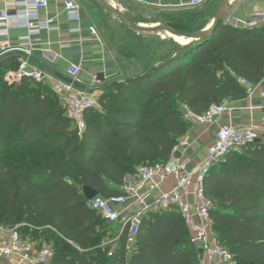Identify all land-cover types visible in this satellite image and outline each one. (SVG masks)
Here are the masks:
<instances>
[{
  "label": "trees",
  "instance_id": "1",
  "mask_svg": "<svg viewBox=\"0 0 264 264\" xmlns=\"http://www.w3.org/2000/svg\"><path fill=\"white\" fill-rule=\"evenodd\" d=\"M18 65L0 63V227H18L40 250L52 245L49 264H201L175 209L145 213L128 245L126 227L91 210L82 188L121 195L126 176L167 163L190 128L185 108L202 114L245 98L238 80L264 78V26L221 22L169 62L104 87L80 134L48 86L15 80ZM204 190L215 240L233 264H264V141L228 153Z\"/></svg>",
  "mask_w": 264,
  "mask_h": 264
},
{
  "label": "crops",
  "instance_id": "2",
  "mask_svg": "<svg viewBox=\"0 0 264 264\" xmlns=\"http://www.w3.org/2000/svg\"><path fill=\"white\" fill-rule=\"evenodd\" d=\"M19 0H0V11L15 9L11 3ZM142 27H156L165 24L181 33H195L208 29L214 19L220 0H205L197 7H189L190 0H107ZM79 21H69L64 11L63 0H47V7L38 10L41 22L53 20L58 27L53 31H42L37 43L26 47L21 41L26 36L23 29L9 30L7 37H0V44L8 42L10 49L2 53L4 67H16L22 59L42 69L47 76L66 78L65 73L72 64L79 65L80 80L87 84L93 77H102L96 90L141 76L145 70L174 55L177 44L167 33H138L124 27L113 15L98 6L104 19L101 25L89 16L80 5ZM17 9H21L17 7ZM223 23L245 29L264 26V0H230V7ZM90 29L96 33L91 35ZM181 46V45H179ZM185 46V45H184ZM27 50L30 52L26 55ZM49 53L52 62L45 59ZM51 89V82H42ZM52 90V89H51ZM229 110L219 120L220 124L234 126H261L264 128V78L252 86V91L240 100L227 101ZM215 127L208 128L190 123L188 132L175 147L177 157L187 159L189 166L202 160L209 144L214 142ZM171 185L165 184L167 188ZM149 189L142 188V192ZM152 195L157 191H152ZM150 199L147 200L149 202ZM33 244L34 258L40 251L38 242ZM113 242V241H111ZM0 264H35L21 261L17 257H0Z\"/></svg>",
  "mask_w": 264,
  "mask_h": 264
},
{
  "label": "built area",
  "instance_id": "3",
  "mask_svg": "<svg viewBox=\"0 0 264 264\" xmlns=\"http://www.w3.org/2000/svg\"><path fill=\"white\" fill-rule=\"evenodd\" d=\"M204 2L205 0H190L188 5L197 7ZM11 5L15 8L12 11H0V37H7L11 29H23L26 36L22 37L21 41L29 47L39 41L37 37L42 31L58 29L52 19L41 22L38 18L37 12L47 7V0H19ZM63 5L67 19L79 21L81 7L72 0H63ZM90 33L96 37L93 29H90ZM9 49L8 42L0 44L2 53ZM29 53L28 50L25 52L26 55ZM45 59L52 62L54 57L47 53ZM80 72V66L72 64L66 70V78L53 79L25 58L18 65L15 80L19 82L26 78L37 83L50 81L52 91L61 99L68 117L80 134L85 129V113L100 109V92L96 90L100 82L97 77H93L89 83L84 84L79 78ZM238 82L247 93L252 91V86L247 81L239 79ZM228 110L227 102L210 105L202 114H195L185 108L186 122L216 128L214 142L207 146L202 160L190 167L187 159L175 156L174 149L167 163L142 166L136 176H126L121 195L97 197L88 202L89 208L106 222L126 227L128 245L133 244L139 222L145 213L175 209L180 214L192 243L203 251L201 264H233L232 255L218 245L212 232L209 200L205 195L204 182L211 168L221 162L228 153L239 151L256 141H264V128L255 125L220 124L219 120ZM169 183L171 185L165 188L164 185ZM147 186L149 189L142 192V188ZM152 191H157V194L152 195ZM33 252V244L22 239L18 227H0V257L14 256L21 261L49 264V247H43L34 258L31 257Z\"/></svg>",
  "mask_w": 264,
  "mask_h": 264
},
{
  "label": "water",
  "instance_id": "4",
  "mask_svg": "<svg viewBox=\"0 0 264 264\" xmlns=\"http://www.w3.org/2000/svg\"><path fill=\"white\" fill-rule=\"evenodd\" d=\"M93 1L99 7H101L105 12L113 15L124 27H126L127 29H129L133 32L147 33V34H149V33H167V34H170V35L175 36V37H182L185 39H190L191 40L190 42H193V43L194 42L198 43V42L210 39L213 36L214 30L219 25V23L224 21L226 15H227V12L229 10V7H230V0H220L218 7H217V10H216V13H215V16H214V19H213V22L208 29L203 30V31H198L195 33H181V32L175 31L174 29H172L171 27H169L168 25H165V24H159L156 27H150V28L149 27H142L140 25L135 24L127 15H125L119 9L114 7L107 0H93ZM181 47H183V45H181L175 51L173 56L160 61L158 64L166 63V62H169L170 60L176 58L180 52ZM2 60L3 59L0 60V63L2 62ZM156 66L149 69L148 72H150ZM97 79L99 82H102V80H103L101 76H99ZM82 192L88 201H91V200L99 197V193L97 191L89 188V187H83ZM198 254H199V260L201 261L202 257H203V251L200 249L198 251Z\"/></svg>",
  "mask_w": 264,
  "mask_h": 264
},
{
  "label": "rangeland",
  "instance_id": "5",
  "mask_svg": "<svg viewBox=\"0 0 264 264\" xmlns=\"http://www.w3.org/2000/svg\"><path fill=\"white\" fill-rule=\"evenodd\" d=\"M73 2L77 3L79 6L81 5L89 14L90 17L97 23L103 25L104 24V19L100 16L99 10H98V5L93 1V0H72ZM177 45L173 44V48H176ZM103 198V197H102ZM112 227H116V224H112ZM112 245L111 241L110 242H105L103 244V247H106L107 245ZM50 251L52 252V245L48 246Z\"/></svg>",
  "mask_w": 264,
  "mask_h": 264
},
{
  "label": "bare ground",
  "instance_id": "6",
  "mask_svg": "<svg viewBox=\"0 0 264 264\" xmlns=\"http://www.w3.org/2000/svg\"><path fill=\"white\" fill-rule=\"evenodd\" d=\"M168 36H170L177 44L179 45H188L190 43V39H185V38H182V37H175V36H172L170 34H167Z\"/></svg>",
  "mask_w": 264,
  "mask_h": 264
}]
</instances>
